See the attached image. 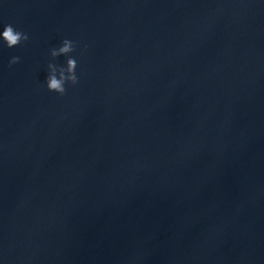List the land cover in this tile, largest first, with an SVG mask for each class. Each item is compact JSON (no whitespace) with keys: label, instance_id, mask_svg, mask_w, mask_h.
I'll return each mask as SVG.
<instances>
[{"label":"water","instance_id":"obj_1","mask_svg":"<svg viewBox=\"0 0 264 264\" xmlns=\"http://www.w3.org/2000/svg\"><path fill=\"white\" fill-rule=\"evenodd\" d=\"M8 23L3 264H264V0H0Z\"/></svg>","mask_w":264,"mask_h":264},{"label":"clouds","instance_id":"obj_2","mask_svg":"<svg viewBox=\"0 0 264 264\" xmlns=\"http://www.w3.org/2000/svg\"><path fill=\"white\" fill-rule=\"evenodd\" d=\"M29 35L21 30H18L12 23L5 24L0 31V41L8 48H13L23 41H27ZM85 48L87 45L84 46ZM78 42L65 37L61 40L58 46L50 49L52 59L47 63L46 77L43 81V86L49 92L55 93L60 97L67 94L69 86H77L80 84V74L78 72L79 59L77 53ZM65 57L63 63H58L57 58ZM19 56L11 57L9 65H15L20 62ZM3 264V260H0Z\"/></svg>","mask_w":264,"mask_h":264}]
</instances>
